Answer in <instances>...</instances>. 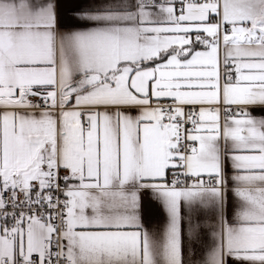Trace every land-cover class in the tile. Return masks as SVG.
Wrapping results in <instances>:
<instances>
[{"label": "snow or ice", "instance_id": "obj_1", "mask_svg": "<svg viewBox=\"0 0 264 264\" xmlns=\"http://www.w3.org/2000/svg\"><path fill=\"white\" fill-rule=\"evenodd\" d=\"M257 110L264 0H0V264H264Z\"/></svg>", "mask_w": 264, "mask_h": 264}, {"label": "crops", "instance_id": "obj_2", "mask_svg": "<svg viewBox=\"0 0 264 264\" xmlns=\"http://www.w3.org/2000/svg\"><path fill=\"white\" fill-rule=\"evenodd\" d=\"M81 3H92L94 0H80ZM256 115H264V111L257 110ZM144 219L148 225L153 229L160 228L164 222L165 218L160 212L159 208L155 205L146 206L144 209Z\"/></svg>", "mask_w": 264, "mask_h": 264}]
</instances>
